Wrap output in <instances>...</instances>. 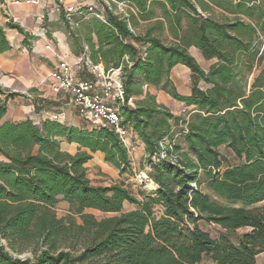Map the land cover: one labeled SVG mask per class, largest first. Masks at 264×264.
I'll list each match as a JSON object with an SVG mask.
<instances>
[{
	"label": "trees",
	"instance_id": "16d2710c",
	"mask_svg": "<svg viewBox=\"0 0 264 264\" xmlns=\"http://www.w3.org/2000/svg\"><path fill=\"white\" fill-rule=\"evenodd\" d=\"M205 1L233 19L202 18L190 0H113L133 12L114 15L106 8L103 20L90 18L70 33L86 45L92 66L118 71L122 102L112 106L119 127L143 145L154 189L134 195L121 184L92 185L84 165L95 153L119 175L132 174L129 149L111 128L0 123V264H258L264 255V0ZM156 10L161 21L136 35L138 22L150 21ZM5 29L23 34L12 24L0 26V54L10 49ZM191 47L210 63L206 70ZM178 65L191 73L189 96L169 79ZM148 88L180 104L181 114L158 105ZM18 96L0 88V121ZM62 141L76 144L77 152H62ZM60 202L67 205L64 218L55 213ZM125 204L133 209L125 211ZM86 211L109 217L98 221ZM201 221L216 226L217 235L201 230ZM26 252L31 259L16 257Z\"/></svg>",
	"mask_w": 264,
	"mask_h": 264
},
{
	"label": "crops",
	"instance_id": "0c3cea01",
	"mask_svg": "<svg viewBox=\"0 0 264 264\" xmlns=\"http://www.w3.org/2000/svg\"><path fill=\"white\" fill-rule=\"evenodd\" d=\"M190 1L202 18L209 15L213 18L212 14L218 12L225 17V21L233 19V16L211 6L205 0H201L204 3V7L208 8L205 11L201 10L194 0ZM236 1L238 0H233V2ZM65 4L66 6L77 5L81 8L84 7L83 9H85L86 5H92L101 20L104 19L106 8L112 10L114 15L126 16V13L133 12L129 5L122 3L124 7L121 10L118 9L117 3H114L113 0L109 5L104 4L102 0H65ZM112 4L115 5L114 8L111 6ZM61 12L54 0H0V26L5 28L6 24H12L22 30L23 33L19 34L16 30L5 29V37L10 49L0 54V88L9 93L19 94V96L8 101L6 113L0 123H19L30 120L38 125L44 120H50L67 127L90 128L93 126L79 115L68 93L61 92L56 95L51 92L52 81L49 75L61 61L68 63L76 80L100 84V79L91 72L88 65L84 62H79L83 48H87L86 45L70 36V33H76V30L92 17L84 14L80 16L74 15L71 21L78 25V28L74 29L68 22L63 21ZM156 21H161L160 13L157 10L150 21L138 22L134 33L143 36L147 30L153 27ZM144 24H147V26L140 33L139 28ZM159 34L160 32H155L152 35ZM93 42H96L94 36ZM191 50L198 53L199 57H201L195 48L191 47L188 50L189 53H191ZM205 63L208 64V68L210 63ZM95 66L98 67V72L103 71L101 64ZM178 69L185 75V78L188 77L190 82L187 93H179L177 83L173 80L175 71ZM115 72L117 79L120 81L118 71ZM169 79L179 95L189 96L191 94V73L188 69L180 65L174 67L169 74ZM179 84L182 85V82H179ZM147 91L155 96L158 105L165 107L166 104L177 103L166 94L153 88H148ZM138 99L141 98L129 101L130 106L133 107V102ZM180 107L182 109L181 105ZM127 140L131 153L136 148L141 150L144 162L143 145L132 138L131 135L127 136ZM60 150L74 155L78 150V146L62 141ZM81 151L87 152L84 149ZM91 156L92 159L84 165L86 171L87 168L94 165H98L101 169L100 172H103L104 169H113L104 163L103 156L100 153H95ZM133 165L134 163L131 160L132 170ZM256 261L259 264H264V255H259Z\"/></svg>",
	"mask_w": 264,
	"mask_h": 264
},
{
	"label": "built area",
	"instance_id": "2783aa9c",
	"mask_svg": "<svg viewBox=\"0 0 264 264\" xmlns=\"http://www.w3.org/2000/svg\"><path fill=\"white\" fill-rule=\"evenodd\" d=\"M58 8L65 13L66 21L72 28L77 29L78 25L71 21L75 15H89L92 18L101 20L92 5H86L85 9L77 6H66L65 0H54ZM104 4L109 5L112 0H102ZM118 9H122V4H117ZM85 10V11H84ZM87 48H83L79 62L88 65L91 72L100 79V84L78 81L71 72L68 63L61 61L50 73L49 78L52 81L51 92L60 94L68 93L79 115L93 126H102L111 128L119 136L123 145L130 149L126 133L119 127V116L117 110L112 106L117 100L122 102V86L116 77V72L104 73L98 72L97 66H92L87 59ZM141 178V175L139 176ZM138 177V178H139ZM139 178V179H140Z\"/></svg>",
	"mask_w": 264,
	"mask_h": 264
},
{
	"label": "rangeland",
	"instance_id": "374dc122",
	"mask_svg": "<svg viewBox=\"0 0 264 264\" xmlns=\"http://www.w3.org/2000/svg\"><path fill=\"white\" fill-rule=\"evenodd\" d=\"M213 18L217 21H225V17L221 15V13H214L212 14ZM151 24V23H149ZM147 24L142 25L139 28V32H143L146 28ZM162 39L165 42L166 46H169L172 43V38L169 36L167 30L164 29L162 33ZM191 56L195 58L197 61L198 65L200 66L201 69L205 70L207 68V63L204 62L201 57H199V54L191 50ZM173 80L177 83V87L179 90V93H187L188 87L190 86V82L188 80V77L185 78V75L178 69L175 71V76L173 77ZM179 82H182V85L179 84ZM165 108L171 112L173 115H179L181 114V107L177 103H170L166 104ZM220 153L227 159V163L234 164L235 160L233 159L232 155L226 151L225 149L221 148ZM129 156L134 163L133 165V170L132 174H125V175H119L116 171L113 169H104L103 172H100L101 169L98 167V165L91 166L87 168V176L89 180L91 181L92 185L95 186H103V187H108L112 186L115 184H121L124 185L126 188H129V190L136 195V191L138 189L144 190L146 192H149L154 189V186L151 182V180L147 176V168L143 163V158H142V152L140 149L136 148L132 153L129 149ZM141 175V178L139 177ZM140 179H139V178ZM202 191L206 192L204 187H202ZM125 211H128L130 209H133L131 206L125 204ZM55 213L57 218H64L67 216V205L63 202H60L59 204L56 205L55 207ZM86 214L92 215L96 220H101L103 218L109 217V215H103L99 212L96 211H86ZM77 223L79 221L77 220ZM199 227L201 230L208 232L212 237H215L217 233L219 232V229L210 224H206L204 222H199ZM16 255H14L15 257ZM19 259H31L32 256L30 253L26 252L23 253L19 256H16ZM258 263V262H257ZM201 264H209V262L203 261ZM259 264V263H258Z\"/></svg>",
	"mask_w": 264,
	"mask_h": 264
}]
</instances>
